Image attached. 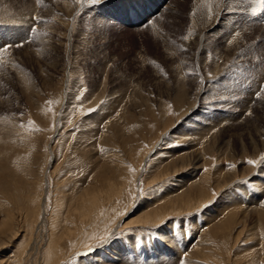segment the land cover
Segmentation results:
<instances>
[{
	"label": "rangeland",
	"instance_id": "1",
	"mask_svg": "<svg viewBox=\"0 0 264 264\" xmlns=\"http://www.w3.org/2000/svg\"><path fill=\"white\" fill-rule=\"evenodd\" d=\"M231 1L0 0V264H264V7Z\"/></svg>",
	"mask_w": 264,
	"mask_h": 264
},
{
	"label": "bare ground",
	"instance_id": "2",
	"mask_svg": "<svg viewBox=\"0 0 264 264\" xmlns=\"http://www.w3.org/2000/svg\"><path fill=\"white\" fill-rule=\"evenodd\" d=\"M136 3H141L139 2L140 0H135ZM142 3H144L145 0H141ZM228 1V0H227ZM226 0H196V5L198 6L197 8L200 9V11L202 12V14L205 13V10L206 8H211V12L210 14L211 15H208V20L210 22H212V26L210 28V30H213V31H219V27L222 26V24L224 25V23L226 22L225 19H223V8H224V4L227 3ZM231 1V0H229ZM234 1H237V2H242L244 0H234ZM232 2V1H231ZM234 3V2H233ZM228 4V3H227ZM154 8H156L155 6H153ZM196 7V6H195ZM195 9V8H194ZM227 13V12H226ZM232 13L231 11H229V14ZM258 14V13H257ZM233 14L230 15V17L232 16ZM209 22V23H210ZM228 23V22H227ZM229 24V23H228ZM232 31L236 32L239 34V31H238V28L236 27H232L231 28ZM235 33V34H236ZM216 35V34H215ZM200 38L202 39V36H200ZM199 39V38H198ZM230 40V39H229ZM237 40H234L233 43H230V42H227V44L230 46V45H236L237 43H235ZM228 46V47H229ZM235 47V46H234ZM228 50H232L230 48H228ZM234 61V60H233ZM228 64V63H227ZM193 110H195V108L193 107L192 108ZM93 205L95 204V202H93ZM98 204V203H97ZM90 206V205H89ZM185 206V205H184ZM99 212V211H98ZM165 218V217H164ZM150 221V220H149ZM152 221V220H151ZM149 224V223H148Z\"/></svg>",
	"mask_w": 264,
	"mask_h": 264
},
{
	"label": "snow or ice",
	"instance_id": "3",
	"mask_svg": "<svg viewBox=\"0 0 264 264\" xmlns=\"http://www.w3.org/2000/svg\"><path fill=\"white\" fill-rule=\"evenodd\" d=\"M77 2H78V3H82L83 0H77ZM87 2L90 3V4H92V5H95V4H98V3L100 2V0H87ZM37 3H40V0H37ZM259 3H260V5H261L262 7H264V0H259ZM257 11H258V9L254 8V9L252 10V15H253V16L257 15ZM33 30H34V29H33ZM237 35H238V34H237ZM17 46L22 47V45H17ZM8 47H10V46H2V47H0V50H3L4 52H6L7 49H8ZM258 98H259V97H258ZM262 159H264V157H262ZM247 163H248L249 165H253V166H254V165L256 164V161H254V160H248Z\"/></svg>",
	"mask_w": 264,
	"mask_h": 264
}]
</instances>
